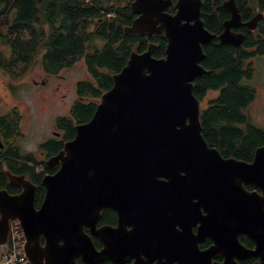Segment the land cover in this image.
<instances>
[{
	"label": "water",
	"instance_id": "water-1",
	"mask_svg": "<svg viewBox=\"0 0 264 264\" xmlns=\"http://www.w3.org/2000/svg\"><path fill=\"white\" fill-rule=\"evenodd\" d=\"M186 1L177 0L173 15L166 13L172 0L130 3L138 17L125 33L164 34V57L152 56L154 44L130 53L91 119L75 125L74 138L46 160L47 169H58L41 179L39 208L37 187L7 174L21 192L0 190V246L17 220L30 264H147L159 249L182 264H211L217 255L222 262L213 264H264V145L251 162L223 157L202 135L193 93L194 80L208 74L202 46L214 38L241 46L244 35L235 30L254 31L263 14L243 22L234 0H226L229 18L216 36L200 18L202 2L185 10ZM105 209L116 213L115 227L97 226ZM242 234L253 248L239 243ZM205 237L213 245L198 252Z\"/></svg>",
	"mask_w": 264,
	"mask_h": 264
},
{
	"label": "trees",
	"instance_id": "trees-1",
	"mask_svg": "<svg viewBox=\"0 0 264 264\" xmlns=\"http://www.w3.org/2000/svg\"><path fill=\"white\" fill-rule=\"evenodd\" d=\"M131 1L0 0V45L9 51V56L0 51V70L16 79L35 66L51 76L80 62L86 68L90 80L77 82L78 100L68 117L56 121V126L65 131V140L74 138L75 125L91 119L101 95L112 87V75L121 71L132 51L144 52L153 43L156 48L152 56L164 57L165 38L157 35L147 39L125 33L134 20ZM224 1L203 0L204 27L216 36L229 17L223 8ZM234 2L242 21L249 20L256 11L264 12V0ZM236 32L244 35L237 48L222 45L217 38L203 47L205 58L201 65L208 74L194 80L193 93L201 103L208 93H217L200 111L202 135L208 145L225 158L251 162L254 151L264 145V129L246 117L255 95L242 81L252 77L253 70L247 62L264 54V19L254 31L241 27ZM19 122L15 111L0 116V190L6 189L9 194L17 192L8 183L7 174L24 175L37 187V207L43 199L40 182L44 173H36V169L45 165L33 154L22 153L16 145L21 136ZM62 146V142L49 139L39 146V151L48 157ZM94 243L99 247L97 241ZM79 264L83 263L79 261Z\"/></svg>",
	"mask_w": 264,
	"mask_h": 264
},
{
	"label": "rangeland",
	"instance_id": "rangeland-1",
	"mask_svg": "<svg viewBox=\"0 0 264 264\" xmlns=\"http://www.w3.org/2000/svg\"><path fill=\"white\" fill-rule=\"evenodd\" d=\"M0 51L9 56L6 47L0 45ZM247 63L253 70L252 77L242 81V85L253 89L255 100L245 114L250 123L264 129V54ZM82 80H90L82 62L52 76H46L40 66L16 79L0 70V114L15 107L22 115L20 130L23 137L16 143L22 152L39 157V146L51 138L52 132H58L56 120L67 117L77 101L76 83ZM215 96L216 92L208 93L200 103V111Z\"/></svg>",
	"mask_w": 264,
	"mask_h": 264
},
{
	"label": "flooded vegetation",
	"instance_id": "flooded-vegetation-1",
	"mask_svg": "<svg viewBox=\"0 0 264 264\" xmlns=\"http://www.w3.org/2000/svg\"><path fill=\"white\" fill-rule=\"evenodd\" d=\"M133 1V0H132ZM131 1V2H132ZM201 2H202V4H201V8H200V18H201V20H202V22H203V24H204V20H203V15L204 14H202V6H203V0H200ZM176 2H177V0H172V5L166 10L167 12V14H169V15H173V14H175L176 13V8H175V4H176ZM197 5V1L196 0H189V1H186V3H184V7H185V10H194V8H195V6ZM238 8V7H237ZM238 11H239V9H238ZM227 14H228V12L227 11H225ZM257 13H262L263 14V17H262V19L261 20H263L264 19V12H261V11H256L254 14H252L253 16L255 15V14H257ZM229 15V14H228ZM252 15H251V17H252ZM136 17H138L137 15H134V19L136 18ZM250 17V18H251ZM206 18H209V17H206ZM229 18V17H228ZM227 18V19H228ZM260 20V21H261ZM259 21V22H260ZM243 22H245V21H243ZM258 22V23H259ZM206 29V28H205ZM209 32V31H208ZM235 32H236V30H235ZM210 33V32H209ZM238 33H240V32H238ZM211 34V33H210ZM160 36V37H163L164 38V34H154V35H151V36H149V35H147V34H143V35H141L140 37H144V36H146L147 37V39H150V38H155V36ZM218 36V35H217ZM166 40V39H165ZM218 40V39H217ZM212 41V40H211ZM210 41V42H211ZM210 42L208 43V44H206V45H203L202 46V48L203 47H205V46H208L209 44H210ZM219 42V41H218ZM151 44H153V43H150L149 45H151ZM166 44H167V42H166ZM149 45H148V47H149ZM155 46H154V48L153 49H155L156 48V44H154ZM148 47H147V49H148ZM164 55H165V51H164ZM205 58V57H204ZM204 60V59H203ZM202 60V61H203ZM202 61H201V63H202ZM46 76H48V74H46ZM51 76V75H50ZM87 76H88V74H87ZM79 82V81H78ZM77 84V83H76ZM194 89V88H193ZM76 100H78V97L76 96ZM76 102V101H75ZM74 102V103H75ZM73 103V104H74ZM201 103V102H200ZM73 106V105H72ZM72 108V107H71ZM71 110V109H70ZM12 111H15L17 114H18V116L20 117V122H19V131H20V134H21V136L20 137H23V134H22V132H21V130H20V123H21V117H22V115L20 114V112L15 108V107H13L12 109H9L7 112H5V113H2V114H0V116H4V115H7V114H9L10 112H12ZM69 116V115H68ZM67 116V117H68ZM57 121V120H56ZM55 127H56V129L58 130V132H52L51 134H52V136H51V138L50 139H56V140H58L59 142H62V145H64V143L65 142H67V141H70V140H72V139H69V140H65V131H64V129L63 128H60V127H57L56 126V122H55ZM19 137V138H20ZM18 140V139H17ZM16 143H17V141H16ZM0 147H2V146H0ZM20 149V148H19ZM20 151H21V149H20ZM22 152V151H21ZM59 152V151H58ZM57 152V153H58ZM22 153H25V152H22ZM56 153V154H57ZM26 154H29V153H26ZM41 155V156H40ZM55 155V154H54ZM51 156H53V155H51ZM51 156H48L47 157V154L45 153V152H42V151H39V157H37V155L35 154V157H36V159H37V161L38 162H41V163H44V165H45V162H46V160L49 158V157H51ZM29 166V165H28ZM29 167H33V165L31 166H29ZM47 167L46 166H39L37 169H36V173H44V175H46V174H48L47 173V171H51L52 173H49V174H54L56 171H57V169H58V167L57 166H55V167H53V168H51V169H46ZM18 176V175H17ZM8 183H9V180H8ZM12 187H14V188H16L17 189V192H14L12 195H14V194H18V193H20L21 192V188L20 187H18V186H14V185H11ZM43 188V187H42ZM246 188V190L247 191H253L254 190V188H252V187H245ZM37 189V188H36ZM43 191H44V189H43ZM35 194H36V192H35ZM43 196H44V192H43ZM39 206H40V204L39 205H37V207L36 208H39ZM103 221V222H102ZM116 224H117V216H116V213L113 211V210H111V209H105V210H103L102 211V213H101V219H100V221H99V223H98V227H100V226H112V227H115L116 226ZM174 230H176V231H181L180 230V226H175L174 225ZM197 228H198V225H194L193 227H192V232L194 233V234H196V232H197ZM92 240H93V243H94V240L95 241H97L98 242V244H99V247H97L96 245H95V243H94V245H95V247L99 250V249H101V244H100V242L97 240V239H95V238H92ZM238 241H239V243L242 245V246H244L245 248H253L254 247V243L252 242V240L251 239H249L246 235H244V234H242V235H239L238 236ZM186 243V242H185ZM186 245V244H185ZM213 245V242H212V240L210 239V238H208V237H205L202 241H200V242H197V244H196V249H197V251L198 252H202V251H205V250H207V249H209L211 246ZM161 251V252H160ZM167 256V255H166ZM161 257V258H160ZM79 261L80 262H82L80 259H77L76 260V262H77V264H79ZM258 260L256 259V258H247V259H245V260H243V261H238V264H255L256 262H257ZM220 262H222V257H221V255H217V256H215L214 258H212V260H211V264H213V263H220ZM166 263H169V264H182V261H177V260H171V256H167V258L165 257V251L163 250V249H159V251L158 252H154L153 253V255H152V257H150L149 259H147V264H166ZM104 264H112L111 262H106V263H104Z\"/></svg>",
	"mask_w": 264,
	"mask_h": 264
},
{
	"label": "built area",
	"instance_id": "built-area-1",
	"mask_svg": "<svg viewBox=\"0 0 264 264\" xmlns=\"http://www.w3.org/2000/svg\"><path fill=\"white\" fill-rule=\"evenodd\" d=\"M6 244L0 246V264H30L25 256V240L17 220L9 222Z\"/></svg>",
	"mask_w": 264,
	"mask_h": 264
}]
</instances>
